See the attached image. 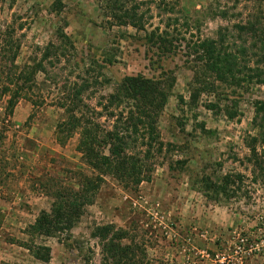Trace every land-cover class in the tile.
<instances>
[{
    "label": "rangeland",
    "instance_id": "rangeland-1",
    "mask_svg": "<svg viewBox=\"0 0 264 264\" xmlns=\"http://www.w3.org/2000/svg\"><path fill=\"white\" fill-rule=\"evenodd\" d=\"M173 1L192 21L201 22L203 38H212L225 26L209 18L207 0ZM61 2L63 7L55 11L53 0H0V29L12 26L20 37L17 63L29 62L36 49L62 32L72 47L66 72L90 67L103 75L100 95L112 94L125 77L157 80L171 75L175 85L158 130L161 141L174 146L169 158L186 161V166L181 172L158 164L151 181L135 188L106 178L69 235L41 240L50 248L49 264H98L100 248L91 233L108 224L127 233L143 264H264V184L251 181L244 159L249 154L247 136L257 135L251 128L253 104L264 99V88L243 95L238 103L242 116L228 121L205 108L215 102L212 97L190 103L193 57L186 54L184 42H174L175 50L161 54L144 33L110 28L97 0ZM37 82L41 107L20 101L7 117L0 102V264H42L22 247L28 240L26 227L51 205L39 181L54 178L75 187L78 174L90 175L75 152L77 137L65 147L56 144L54 129L62 118L55 107L58 92L42 76ZM257 151H264V142L257 144ZM231 173L247 178L236 198L211 202L201 194L202 179L219 184Z\"/></svg>",
    "mask_w": 264,
    "mask_h": 264
},
{
    "label": "trees",
    "instance_id": "trees-1",
    "mask_svg": "<svg viewBox=\"0 0 264 264\" xmlns=\"http://www.w3.org/2000/svg\"><path fill=\"white\" fill-rule=\"evenodd\" d=\"M207 1L209 18L225 23L212 38L200 35L201 22L192 21L177 1L97 0V4L110 28L144 33L161 54L175 50L174 42H184L186 54L193 57L190 103L196 105L201 96L212 97L215 102L207 103V110L222 113L228 121H239L242 96L253 88H264V0ZM52 6L55 11L63 7L61 0H53ZM20 48V37L12 26L0 29V102L5 103L4 114L11 117L20 101L41 107L43 103L35 94L39 90L37 79L42 76L58 92L55 107L62 118L54 129L56 144L62 148L77 137L75 152L90 171V175L78 174L75 187L54 178L39 181L51 205L26 227L28 240L22 247L36 261L49 264L50 248L41 240L69 235L87 207L94 204L106 178L127 189L149 183L155 167L163 162L169 171H184L186 161L169 158L174 146L164 144L158 130V119L175 78L125 77L112 94L104 96L99 94L104 77L92 68L66 72L72 47L62 32L55 41L36 49L33 59L22 65L17 63ZM251 128L257 135L247 136L249 154L244 159L251 168V181L264 184V151H257V144L264 142V99L253 104ZM246 180L239 173L227 174L219 184L204 178L201 194L211 202L236 198ZM91 238L100 248L98 264H143L139 249L122 229L110 224L96 226Z\"/></svg>",
    "mask_w": 264,
    "mask_h": 264
}]
</instances>
